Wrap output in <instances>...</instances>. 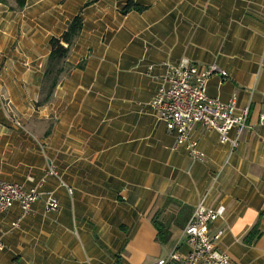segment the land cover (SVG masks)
I'll return each instance as SVG.
<instances>
[{
    "label": "crops",
    "instance_id": "crops-1",
    "mask_svg": "<svg viewBox=\"0 0 264 264\" xmlns=\"http://www.w3.org/2000/svg\"><path fill=\"white\" fill-rule=\"evenodd\" d=\"M127 1L0 3V180L44 179L30 214L0 216V264L184 259L201 201L222 215L210 230L225 229L229 264H264V0H134L146 8L123 12ZM78 14L65 71L40 103L49 41ZM183 58L217 64L228 76L213 75L208 95L249 107L234 151L197 124L204 156L193 158L152 112L165 65Z\"/></svg>",
    "mask_w": 264,
    "mask_h": 264
},
{
    "label": "built area",
    "instance_id": "built-area-1",
    "mask_svg": "<svg viewBox=\"0 0 264 264\" xmlns=\"http://www.w3.org/2000/svg\"><path fill=\"white\" fill-rule=\"evenodd\" d=\"M165 67L149 105L154 115L175 135L177 145L185 147L193 158H202L204 153L193 137L195 126L200 124L216 131L220 141L229 144L234 151L248 127L249 107H240L236 97L222 101L207 93V84L213 75L225 78L228 73L217 64L201 66L186 58L178 63H167ZM261 122L264 123V114ZM47 176H58L53 164L49 166ZM43 181L36 186L26 187L0 180V216L15 205L20 206L24 215L30 214L40 196L39 186ZM59 206L55 197L47 196L46 211H55ZM221 217L204 201L198 203L184 229L190 247L187 256L180 259L176 253H172L169 259H162L156 264H167L169 260H178L180 264H229V255L219 246L225 229L210 230L211 225ZM14 225L17 226L18 222Z\"/></svg>",
    "mask_w": 264,
    "mask_h": 264
},
{
    "label": "trees",
    "instance_id": "trees-1",
    "mask_svg": "<svg viewBox=\"0 0 264 264\" xmlns=\"http://www.w3.org/2000/svg\"><path fill=\"white\" fill-rule=\"evenodd\" d=\"M26 1L27 0H13L15 6H12L11 8L21 9L25 6ZM2 2L9 4L8 0H0V3ZM145 8L146 7L143 5L136 4L134 0H128L126 2V5L123 7V12H127L130 9L143 11ZM82 28H83V20L81 15L78 14L67 23V28L64 31V33L61 35V37H52L50 39L49 43L51 46V52L48 57L47 66L45 70V77H44L46 81V85L44 86L45 96L40 103L47 101L50 98L51 94L53 93V90L56 87L61 74L65 71L66 58L70 52V48L75 42L77 36L80 34ZM157 226L159 227L158 224ZM252 232L247 237V241L254 240L255 237H252ZM167 237L168 235L165 236L166 240Z\"/></svg>",
    "mask_w": 264,
    "mask_h": 264
},
{
    "label": "rangeland",
    "instance_id": "rangeland-1",
    "mask_svg": "<svg viewBox=\"0 0 264 264\" xmlns=\"http://www.w3.org/2000/svg\"><path fill=\"white\" fill-rule=\"evenodd\" d=\"M9 2L8 3H12L13 5H14V2H13V0H8Z\"/></svg>",
    "mask_w": 264,
    "mask_h": 264
}]
</instances>
